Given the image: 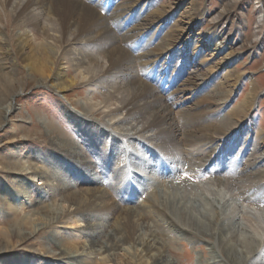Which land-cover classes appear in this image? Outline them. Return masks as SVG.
<instances>
[{
  "label": "rangeland",
  "instance_id": "374dc122",
  "mask_svg": "<svg viewBox=\"0 0 264 264\" xmlns=\"http://www.w3.org/2000/svg\"><path fill=\"white\" fill-rule=\"evenodd\" d=\"M13 1L0 0V115L12 102L11 113L4 120L0 117V264H100L96 255L69 260L54 245L53 240L65 238L76 244L87 242L77 229L80 238L59 225L40 228L31 235L25 227V237L7 239L4 233L36 212L61 204L63 197L89 188L105 192L119 210L152 198L153 190L143 183V177L137 180L131 170L121 172L123 177L115 175L113 167L125 151L121 145L146 154L151 164L157 165V172L151 166L146 169L156 172L154 177L163 187L159 192L178 188L214 202L226 223L257 232L254 234L261 238L264 248V189L255 182L236 183L243 179L249 162L264 164V0H74L95 11L102 18L100 23L106 22L116 38L111 51L112 46L122 48L128 57L125 64L133 71L129 74L118 69L120 74L116 71L106 80L109 88L80 77L82 70L74 60L78 59L73 52L76 50L81 52L78 61H83L85 68L92 58H98L107 68L105 49L96 41L86 43L82 36L75 47H68L69 51L64 46L59 50V44L31 24L33 15L43 25L48 16L56 14L50 3L53 0H37L40 3L34 9L28 7V11L17 9L19 0ZM63 33L66 41L68 36ZM215 44L228 48L217 53L213 51ZM25 45L54 48L51 76L30 70L34 61L26 59L30 49L23 50ZM154 52L162 57L152 72L148 55ZM39 62L44 70L43 62ZM130 77L133 79L128 83ZM137 82L160 88L161 107L171 110L170 122L177 131L174 142L167 138L162 144L165 148L152 140L163 127L153 131L147 128L153 111L130 115L123 109L125 88ZM216 89L223 93L217 94ZM253 89L256 94L251 97ZM246 100L249 104L240 107ZM77 116L78 121L74 120ZM222 116H227L230 125L221 138L229 143L239 134L240 141L225 150L224 142L217 138L212 147L218 146V151L209 158L208 141L195 140L192 144L185 137H202L206 128L201 124L210 119V123L219 121ZM114 140L116 145L111 144ZM70 147L76 148L88 164L79 167L72 161ZM107 147L108 153L104 151ZM110 155L112 160L105 161ZM218 157L219 167L228 162L220 175L203 166ZM141 160L145 164L146 158ZM44 169L52 180L42 176ZM89 171L97 176V183L87 175ZM218 178L237 185L223 189L216 183ZM40 192L45 194L43 201L39 200ZM93 221L88 220L102 228V235L109 230L103 220ZM177 244L169 241L164 248L176 264H196L194 251L206 256L208 250L203 243L194 248L186 241Z\"/></svg>",
  "mask_w": 264,
  "mask_h": 264
},
{
  "label": "bare ground",
  "instance_id": "6f19581e",
  "mask_svg": "<svg viewBox=\"0 0 264 264\" xmlns=\"http://www.w3.org/2000/svg\"><path fill=\"white\" fill-rule=\"evenodd\" d=\"M39 3L40 2L37 0H19L17 2L18 5L16 6L18 7L17 9H25V11H28V7L33 8V6L35 7ZM50 3H53L52 10L56 11V14L54 15L56 17L48 16V22L42 25L40 22L38 23V16L33 15L31 24L41 28L48 37L52 38V41L59 44V50L62 49L63 46L64 49L67 48L68 50V47L80 43V41L78 42V39H81L82 36L86 43L96 41L97 46H102L105 49V54L103 56L107 62V68L105 69L102 61L98 58H90V66L89 68H85L84 62L80 61L81 59L79 58L81 52L77 53L78 51H73L78 56V59H80V62L78 59H74L77 60V68L80 69V71L82 70L80 72V77L83 76V79H87V81L89 80L92 84H99L102 88H109L108 82H106L108 77L116 74L119 70L131 74V71L133 70L125 64L128 62L126 53L122 48L115 47L116 38L112 35L111 29L106 26V22H99L102 18H100L95 11L74 0H53V2ZM37 9L39 10V8ZM63 21L66 22L65 26L62 24ZM63 31H66V35L68 36L66 41H63ZM111 44L115 45L112 46L114 47L113 51H111ZM27 47L30 50L29 53H27L28 57H26V59L34 61L30 65L32 66L30 67V70L34 69L35 72H39L43 77H45V72H48L51 76L54 67L53 58L55 56L52 53L54 52V48L49 46L42 47L40 45H33L31 47L25 45L23 50ZM227 48L226 44L213 45V51L217 53H224ZM41 50L42 52L40 53ZM107 50H110L111 52L109 51L110 53L108 52V54H106ZM227 55L229 57L230 54ZM148 56L150 59L148 60V65L149 67L151 66L150 69L154 72L158 67V60L162 55L154 52L151 54L149 53ZM39 60L43 62V65L41 66H44V70H42L39 64H37L40 63ZM123 64H125L126 67ZM130 66L132 65L130 64ZM118 74L120 73L118 72ZM131 79L133 78L130 77L128 83H130ZM125 89L127 97L121 98L124 111L130 115L134 114V112H139L138 114H140V112L149 113L150 111H153L151 113V121L146 122L148 125L147 128L152 130L163 127L162 129H159L160 131L153 134L152 140L157 141L158 146L165 148L162 144H164L167 138L172 139L175 136L177 128L174 126V123L170 122L171 120L169 116L171 110L167 107H161V99L163 96L161 97L158 94V91L161 89H158L157 87H155V89L151 86L149 87V85L144 84V82L141 84H130ZM254 90L255 89L249 94L251 97H254L256 94ZM161 92L164 94L163 91ZM215 92L217 94L223 93L222 91L220 92L219 89H216ZM17 94L18 93H15L11 97V101ZM249 102L250 100H246L243 104H240V107L246 106ZM11 104L6 109L2 110V115H0V117L2 116L3 120L11 113ZM70 117L74 116L72 115ZM226 117L227 116H222L219 121L213 123H210V119L209 122L206 121V124H201L206 128V131H204L205 133L201 132V134H203L202 137L198 136L199 134H192L191 136L186 135L185 139L190 140V143H192V141L195 143V140L199 143L208 141V145L210 146L207 148L208 151L206 152L209 154V158L213 157L214 152L218 151V146L215 148L212 147V145L215 146L213 142H217V138H221V136L225 135L226 128L230 125V122ZM79 119V116H77L74 120L78 121ZM221 124L223 125L221 126ZM133 135L136 134L134 133ZM240 137L241 135L238 134L235 139L229 143L226 138H221L222 140L220 141L224 142V148L225 150H228L231 148V143L236 144L240 141ZM172 140L174 142L175 139ZM111 144L116 145L117 142L114 140ZM184 145L186 144L184 143ZM197 145L200 146L199 144H196L195 146ZM121 146L124 147L125 151L120 154L118 158L119 161L115 163V167H113L115 175L118 177V175H121V172H128V170H131L133 171V177L137 180H139L140 177H143V183L146 182L148 189L153 190L152 198L142 200V202L138 200L136 206H130L131 208L128 207L119 210L117 205L110 202L109 197L102 190H97V188L96 190H92V188L91 190L90 188L85 189L79 193L77 192L75 195H69V197L66 198L63 197L61 204L48 206L45 209L36 212L33 215L34 217L26 218L21 223L16 224L11 230H6L4 233L6 238L9 239V237L13 238L14 236L25 237L26 233L23 232V228L25 227L26 229L29 227L27 234L31 235L30 233H36L40 228L42 229L43 227L59 225L58 228H65L70 231L73 230L70 233L75 237L80 238V234L82 237H86L85 241L87 242L79 244L71 243L67 238L53 240L54 245L60 250L61 255L69 260L73 259L81 261V259H87L91 255H96V258L100 260V264H176L170 255L167 254V251H165L166 249L164 250L166 247L165 244L166 242L171 241L177 246V243L186 241L192 246V248L198 243H203L208 246L206 256L203 255L202 252L194 251L197 255L196 264H264V248H261V238H258L254 234H257V232L250 233L232 227V224L230 225L222 219L223 217H221L222 215L219 211L220 206L218 207L214 202L205 200L197 194L196 196H193L194 194L188 195L185 191H181L178 188H175L172 191L171 187H169V191L159 192L163 187L162 185V188L160 187L158 184L159 180L157 181V178L154 177V173L157 172L155 169L157 165L153 162V164H151L146 154H139V152L132 151V149L130 150L126 145ZM258 148L259 147L256 145L255 150H258ZM108 150V147L104 149L106 153H108ZM205 150L204 153H206ZM134 155L138 157H135ZM68 156H70L72 158L71 160L77 165L80 164L79 167L88 164V160L82 158L83 155L74 147H70ZM112 158L113 157L110 155L109 157L106 156L104 160L110 161ZM141 158H146L145 164ZM219 159L220 158L218 157V159H215L214 161L208 160L203 166L207 167L208 170L212 169L217 172V175H220V173L224 171V168H227L226 165L228 162L221 164V167H219ZM212 165L216 166V168H213ZM149 166L153 167V170L155 169L156 172H148L146 167L149 168ZM87 169L89 170V168ZM41 173L43 177L52 180L53 176L48 175L47 170L44 169ZM87 175L91 176L90 178L93 182H98V178L95 176L94 172L87 173ZM242 175H244L242 177L245 180H238L236 182L237 184H242L244 181L251 185V183L255 182L260 184V187L264 189V164L260 165L257 161L249 162ZM229 181L226 182L223 178H218L216 183L219 187L224 186L223 189L230 190L237 184H231ZM40 185H43V183H40ZM134 192L138 193L136 190H134ZM40 193L39 200L43 201V199H45V194L42 192ZM14 197L17 198V195H14ZM115 214L117 215L115 216ZM263 218L264 216H262V219ZM90 219L94 221L103 220L109 230L102 235V228L94 223V225H91L92 223L90 224L88 222ZM84 221L85 224L82 225L81 223ZM150 222H152L153 225ZM76 229L80 231V234L76 233ZM88 261H90V259L87 260V262Z\"/></svg>",
  "mask_w": 264,
  "mask_h": 264
}]
</instances>
